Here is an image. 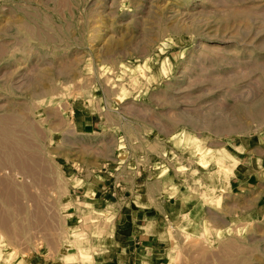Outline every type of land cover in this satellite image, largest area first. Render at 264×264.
<instances>
[{
    "label": "rangeland",
    "instance_id": "obj_1",
    "mask_svg": "<svg viewBox=\"0 0 264 264\" xmlns=\"http://www.w3.org/2000/svg\"><path fill=\"white\" fill-rule=\"evenodd\" d=\"M259 135L264 0H0V264H95L112 220L70 186L107 167L203 181L165 264H264V168L216 204Z\"/></svg>",
    "mask_w": 264,
    "mask_h": 264
},
{
    "label": "crops",
    "instance_id": "obj_2",
    "mask_svg": "<svg viewBox=\"0 0 264 264\" xmlns=\"http://www.w3.org/2000/svg\"><path fill=\"white\" fill-rule=\"evenodd\" d=\"M90 115L75 113L74 121L80 128H89L93 125ZM229 147L238 161L234 171L239 174L230 179L216 204L226 190L254 183L263 173L264 135L232 142ZM166 169L154 177L150 171L132 179L125 174L119 185L122 188L110 177L108 167L87 178L73 176L71 199L82 201L85 197L87 208L106 211L112 220V228L93 254L95 264H165L173 246L166 232L167 219L172 221L183 213L196 219L209 216L212 207L200 199L203 181L177 180L176 174ZM175 183L177 189L172 192Z\"/></svg>",
    "mask_w": 264,
    "mask_h": 264
},
{
    "label": "bare ground",
    "instance_id": "obj_3",
    "mask_svg": "<svg viewBox=\"0 0 264 264\" xmlns=\"http://www.w3.org/2000/svg\"><path fill=\"white\" fill-rule=\"evenodd\" d=\"M217 160H218V159H217ZM220 160H222V159L220 158ZM213 162H214V161H213ZM230 163H232V162H230ZM218 164H219V163H218ZM237 164H238V163L235 162V163H233V164H231V165L233 166V165H237ZM231 169H233V168H231ZM217 173H218V170H217ZM219 173H222V171L219 172ZM223 173H224V174H223V176H224L226 172H223ZM227 173H229V172H227ZM227 173H226V174H227ZM218 175H219V174H218ZM227 176H228V174L226 175V177H227ZM228 179H229V177H228ZM225 181H226V180H225ZM226 182H227L228 185H229V181H226ZM218 184H219V183H218ZM173 189H174V187H173ZM212 189H213V188H211V191H212ZM213 191H214V190H213ZM211 193H212V192H211ZM211 203H212V202H211ZM183 216H184V215H183ZM183 216H181V217H183ZM185 216H187V217L190 219V217L188 216V214H185ZM89 258H90V257L86 258L85 260H87V262H88V261H91ZM84 264H87V263H84Z\"/></svg>",
    "mask_w": 264,
    "mask_h": 264
}]
</instances>
